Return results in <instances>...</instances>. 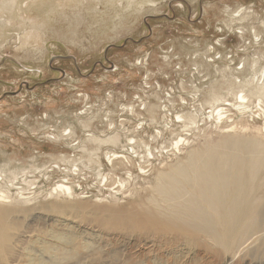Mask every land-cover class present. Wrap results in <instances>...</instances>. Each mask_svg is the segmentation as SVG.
Returning a JSON list of instances; mask_svg holds the SVG:
<instances>
[{"label":"rangeland","instance_id":"rangeland-1","mask_svg":"<svg viewBox=\"0 0 264 264\" xmlns=\"http://www.w3.org/2000/svg\"><path fill=\"white\" fill-rule=\"evenodd\" d=\"M236 94L264 110V0H0V194L38 232L77 225L108 238L100 210L138 202L153 169L217 143L228 125L264 133V115L253 124ZM216 103L228 110L220 123L208 113ZM141 126L146 142L173 132L152 145L150 175L127 182L105 159L122 150L97 143L123 144Z\"/></svg>","mask_w":264,"mask_h":264},{"label":"bare ground","instance_id":"bare-ground-1","mask_svg":"<svg viewBox=\"0 0 264 264\" xmlns=\"http://www.w3.org/2000/svg\"><path fill=\"white\" fill-rule=\"evenodd\" d=\"M235 101L244 117L250 114L253 124L254 113L259 119L264 115L260 101L254 113L244 106L245 95L236 94ZM143 111L151 125H157V112ZM227 111L216 103L208 113L220 123L228 117ZM182 118L176 116L177 121ZM185 119L184 127L194 124L192 116ZM249 126H226L230 130L226 128L217 143L191 149L185 159L165 171L153 169L152 145L163 132H173L171 128L154 131L150 142L141 137L147 131L143 126L124 137L123 144L118 136L98 141V146L109 143L122 150L120 156L107 154L105 159L118 166L127 182L149 176L152 169L157 179L127 209L100 210L103 225L110 227L108 238L79 233L77 225L61 232H38L23 225V213L7 205L6 196L0 194V264H264V133L258 129L256 137L245 135ZM179 137L173 142L178 151L185 141ZM84 154L87 159L92 156ZM53 191L69 193L71 189L58 185Z\"/></svg>","mask_w":264,"mask_h":264}]
</instances>
